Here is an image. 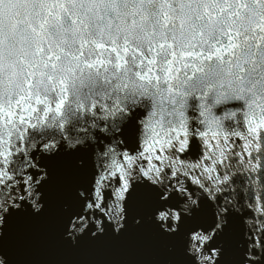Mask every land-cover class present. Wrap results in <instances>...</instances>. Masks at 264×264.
Masks as SVG:
<instances>
[{
	"label": "snow or ice",
	"instance_id": "6c2138e0",
	"mask_svg": "<svg viewBox=\"0 0 264 264\" xmlns=\"http://www.w3.org/2000/svg\"><path fill=\"white\" fill-rule=\"evenodd\" d=\"M0 264H264V0H0Z\"/></svg>",
	"mask_w": 264,
	"mask_h": 264
}]
</instances>
